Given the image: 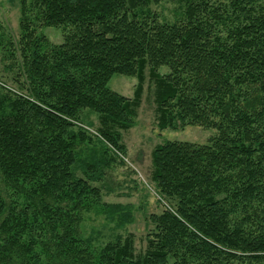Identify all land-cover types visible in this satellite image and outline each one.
<instances>
[{"label":"trees","instance_id":"16d2710c","mask_svg":"<svg viewBox=\"0 0 264 264\" xmlns=\"http://www.w3.org/2000/svg\"><path fill=\"white\" fill-rule=\"evenodd\" d=\"M163 1L20 0L18 38L0 24L16 84L0 80V264H264V0H181L173 23L153 9ZM115 75L137 79L133 98L110 89ZM147 81L160 131L217 135L153 151L164 210L144 252L130 234L96 247L86 214L134 220L97 184L125 165Z\"/></svg>","mask_w":264,"mask_h":264},{"label":"rangeland","instance_id":"374dc122","mask_svg":"<svg viewBox=\"0 0 264 264\" xmlns=\"http://www.w3.org/2000/svg\"><path fill=\"white\" fill-rule=\"evenodd\" d=\"M228 3L229 0H218ZM181 0H164L162 4L153 9L173 23L176 16L182 13ZM20 0H0V24L18 38L20 29ZM52 44L60 45L63 42L62 28L47 27L39 30ZM5 63L0 58V80L15 87L11 75L5 74ZM161 74H167L169 69L163 67ZM137 85L134 77L115 75L109 82V87L114 92L133 98ZM82 123L94 131L98 127V118L94 114H83ZM217 132L213 129L201 127H187L177 131H160L156 123V105L154 101V89L149 81L144 86L142 105L135 119V126L124 135L123 143L127 148L125 165L116 166L106 172L103 182L97 184L102 189L103 203L109 205H122L130 209L134 220L132 224L121 225L116 217L111 219L105 209H95L86 214L81 225L84 238L97 237L96 247H102L113 241L117 235L135 237L136 252L142 253L146 249V237L152 229L148 218L153 214H160L164 208L159 203V195L155 184L152 182V153L155 148L167 141L190 142L199 145L208 144Z\"/></svg>","mask_w":264,"mask_h":264}]
</instances>
